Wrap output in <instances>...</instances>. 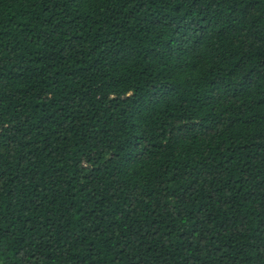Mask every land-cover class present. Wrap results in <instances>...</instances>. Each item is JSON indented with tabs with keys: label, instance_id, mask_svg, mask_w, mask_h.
<instances>
[{
	"label": "trees",
	"instance_id": "obj_1",
	"mask_svg": "<svg viewBox=\"0 0 264 264\" xmlns=\"http://www.w3.org/2000/svg\"><path fill=\"white\" fill-rule=\"evenodd\" d=\"M0 264H264V0H0Z\"/></svg>",
	"mask_w": 264,
	"mask_h": 264
}]
</instances>
